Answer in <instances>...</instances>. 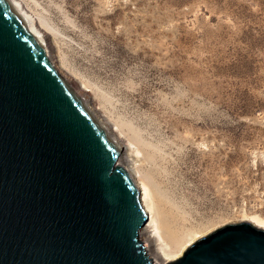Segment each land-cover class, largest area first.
Returning <instances> with one entry per match:
<instances>
[{
    "label": "rangeland",
    "instance_id": "374dc122",
    "mask_svg": "<svg viewBox=\"0 0 264 264\" xmlns=\"http://www.w3.org/2000/svg\"><path fill=\"white\" fill-rule=\"evenodd\" d=\"M18 1L61 73L151 147L138 172L181 234L176 250L264 218V0Z\"/></svg>",
    "mask_w": 264,
    "mask_h": 264
},
{
    "label": "water",
    "instance_id": "95a60500",
    "mask_svg": "<svg viewBox=\"0 0 264 264\" xmlns=\"http://www.w3.org/2000/svg\"><path fill=\"white\" fill-rule=\"evenodd\" d=\"M118 152L0 0V264H158ZM165 264H264V225L223 224Z\"/></svg>",
    "mask_w": 264,
    "mask_h": 264
},
{
    "label": "bare ground",
    "instance_id": "6f19581e",
    "mask_svg": "<svg viewBox=\"0 0 264 264\" xmlns=\"http://www.w3.org/2000/svg\"><path fill=\"white\" fill-rule=\"evenodd\" d=\"M17 16L20 23L25 27L29 34L36 40L44 53L47 55L56 71L65 79L73 92L77 95L81 103L85 106L105 136L111 141L118 152L117 164L122 166L133 179L139 191L140 201L144 207L148 218L145 224L149 241H155L161 253L162 259L155 258L161 264L178 257L185 248L199 236H192L189 242L182 246L179 250L176 247L180 244L181 234L174 231L169 222L165 220L164 210L161 207L156 193L152 187L144 182L138 172V166L153 158L151 147L145 146L143 143L135 139L126 137L119 128L96 105L95 98L88 93L86 86L80 85L71 73L67 76L62 74L60 67L54 64L56 60L54 54V41L48 32H40L34 25V22L23 12L18 0H4ZM59 68V69H58ZM152 163V162H151ZM154 167L153 164H151ZM243 220L250 222L252 225H264V218L259 215H251L244 217ZM154 258V257H153Z\"/></svg>",
    "mask_w": 264,
    "mask_h": 264
}]
</instances>
